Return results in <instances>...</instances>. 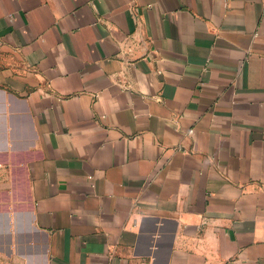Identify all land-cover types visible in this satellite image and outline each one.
Instances as JSON below:
<instances>
[{"label":"crops","instance_id":"crops-1","mask_svg":"<svg viewBox=\"0 0 264 264\" xmlns=\"http://www.w3.org/2000/svg\"><path fill=\"white\" fill-rule=\"evenodd\" d=\"M0 264H264V0H0Z\"/></svg>","mask_w":264,"mask_h":264}]
</instances>
